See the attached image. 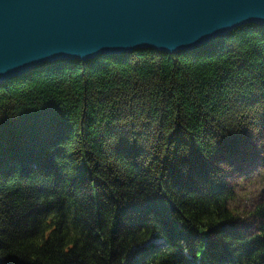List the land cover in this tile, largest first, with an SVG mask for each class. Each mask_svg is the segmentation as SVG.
<instances>
[{
  "label": "trees",
  "instance_id": "trees-1",
  "mask_svg": "<svg viewBox=\"0 0 264 264\" xmlns=\"http://www.w3.org/2000/svg\"><path fill=\"white\" fill-rule=\"evenodd\" d=\"M263 143V25L5 81L0 264H264L224 166Z\"/></svg>",
  "mask_w": 264,
  "mask_h": 264
},
{
  "label": "water",
  "instance_id": "water-1",
  "mask_svg": "<svg viewBox=\"0 0 264 264\" xmlns=\"http://www.w3.org/2000/svg\"><path fill=\"white\" fill-rule=\"evenodd\" d=\"M252 24L264 0H0V84L45 63L190 51Z\"/></svg>",
  "mask_w": 264,
  "mask_h": 264
},
{
  "label": "rangeland",
  "instance_id": "rangeland-1",
  "mask_svg": "<svg viewBox=\"0 0 264 264\" xmlns=\"http://www.w3.org/2000/svg\"><path fill=\"white\" fill-rule=\"evenodd\" d=\"M257 149L258 155L251 159L224 165L234 188L230 205L245 217L247 229L251 232L256 229L255 219L250 218L251 212L264 205V143Z\"/></svg>",
  "mask_w": 264,
  "mask_h": 264
},
{
  "label": "bare ground",
  "instance_id": "bare-ground-1",
  "mask_svg": "<svg viewBox=\"0 0 264 264\" xmlns=\"http://www.w3.org/2000/svg\"><path fill=\"white\" fill-rule=\"evenodd\" d=\"M112 56V55H111ZM12 80V79H11Z\"/></svg>",
  "mask_w": 264,
  "mask_h": 264
}]
</instances>
